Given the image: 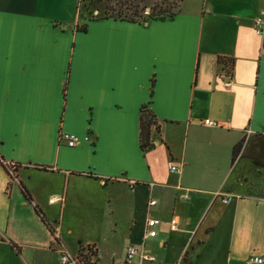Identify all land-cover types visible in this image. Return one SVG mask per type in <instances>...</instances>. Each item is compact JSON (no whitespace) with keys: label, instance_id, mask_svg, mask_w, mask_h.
Masks as SVG:
<instances>
[{"label":"crops","instance_id":"crops-1","mask_svg":"<svg viewBox=\"0 0 264 264\" xmlns=\"http://www.w3.org/2000/svg\"><path fill=\"white\" fill-rule=\"evenodd\" d=\"M177 10L89 19L77 0H0V157L17 164L12 176L0 164V264L88 246V264L264 257V29L254 24L264 0H181ZM142 105L158 124L145 149ZM63 132L79 141L68 146ZM249 140L256 158L243 156Z\"/></svg>","mask_w":264,"mask_h":264},{"label":"trees","instance_id":"trees-1","mask_svg":"<svg viewBox=\"0 0 264 264\" xmlns=\"http://www.w3.org/2000/svg\"><path fill=\"white\" fill-rule=\"evenodd\" d=\"M98 1L103 2V9H102V16L101 17L110 16V17H115V18L127 19L130 21H146V20H150V19H163V18H167V17H172L178 11L177 8L179 6V3L181 2V0H177L176 4H174V6L172 8H170V9L167 8L164 10H155L156 9L155 7L154 8L150 7V9L148 8L149 10L144 11V15H142V14L136 13V11H133V12L126 11V12L122 13L121 8L118 7L116 9V8H113V6L110 7V5H109L110 3H108L109 0H98ZM113 3H115V5H117V6L119 4H121V3H118L117 0H115ZM82 6H83V10H85L86 8L88 9V6H86L84 4ZM129 8H130L129 5H127V9H129ZM95 10H99V9L96 8L93 11H95ZM79 11H81V10H79ZM94 14L96 17H98V15L100 14V10L97 12L95 11ZM81 16H84V13H82ZM92 18H94V17H92ZM83 29H85V25L83 26ZM218 60L224 67H227L228 72H229V69L233 65L232 59L221 56L218 58ZM153 129H156L158 131V124H157L156 115L147 107V105H142L140 108V115H139V140H140V145H141L142 149H145L146 147H150V146L154 145V142H153L152 137H151V133H152ZM243 142H244V138H241L232 147L231 162H233L236 159V157L238 156V154H239V152L243 146ZM0 164L6 169V171L8 173H10L11 176H12V173H11L12 169L17 167L16 163L8 164V163L4 162V159L2 157H0ZM23 192L25 193L26 197L28 199H30L29 195L27 194L25 189H23ZM34 209H35L36 213L40 216L41 220L46 224V226L48 227L50 232L53 233V229H52L49 221L44 216V214L41 212V210L36 205L34 206ZM90 250H91L90 246L83 247L82 249H80V251L78 253V257H83L85 259L84 262L86 264L89 263L86 259L89 258L90 254H91Z\"/></svg>","mask_w":264,"mask_h":264},{"label":"built area","instance_id":"built-area-1","mask_svg":"<svg viewBox=\"0 0 264 264\" xmlns=\"http://www.w3.org/2000/svg\"><path fill=\"white\" fill-rule=\"evenodd\" d=\"M255 24V31L256 33L260 34L263 32L264 29V17L258 16L255 18L254 21ZM203 123L206 125H217L216 121L211 119H204ZM59 140L62 142H65L68 146H74L78 141V137L75 134L63 132L59 135ZM171 171H175L176 166L171 165L170 166ZM184 197L187 198V194H184ZM230 196H225L223 198L224 202L230 201ZM157 203L156 199L150 198L148 200V206L155 205ZM159 219L155 217H149L146 220V230H145V236L154 237L157 234V230L155 229V226L158 224ZM171 228H176V222L173 219L171 222ZM138 253V248L134 244H130L126 247L125 251V261L127 263H132L134 259L136 258ZM143 260H153V258L150 255H144ZM58 262L59 264H82L80 261L78 255H72L66 250H62L59 252L58 255ZM245 264H264V257L262 255L251 253L246 259Z\"/></svg>","mask_w":264,"mask_h":264},{"label":"rangeland","instance_id":"rangeland-1","mask_svg":"<svg viewBox=\"0 0 264 264\" xmlns=\"http://www.w3.org/2000/svg\"><path fill=\"white\" fill-rule=\"evenodd\" d=\"M114 1L115 0H109L108 1V3H110L109 4L110 7L113 6V8H116V9L118 7L121 8L122 13H124L126 11H128V12L136 11V13L142 14V15H144V11H148L150 9V7L151 8L155 7L156 8L155 10H164L167 8L170 9L177 2V0H130V1L129 0H117L118 3H121L117 6V5H115V3H113ZM77 2H78V9L81 10V11H76L79 16H81V14L84 13V16L88 17L89 19H91L92 17H96L94 14L95 11H93V10L96 8H99L100 3L98 2V0H77ZM83 4L88 6V9L86 8L85 10H83V6H82ZM127 5H129V7H130L129 9H127ZM102 9H103V6L99 8V10H101V11H100V14L98 16H102ZM253 143L254 142L250 141V140L248 141V143H246V147L243 150V156L256 158V156H255L256 150L253 147ZM162 251H163V249H159V251L156 254L157 258H159V259L163 258V252ZM79 259L82 262V264H86L84 262L85 259L83 257H79ZM92 259H93V257L89 256V258H87L86 260L88 262L92 263ZM156 262H158V261H156ZM44 264H59V263H58V259H56L55 257L48 256L46 258Z\"/></svg>","mask_w":264,"mask_h":264}]
</instances>
